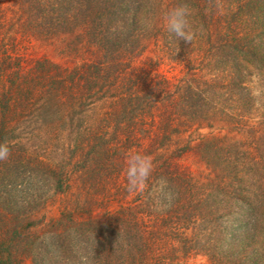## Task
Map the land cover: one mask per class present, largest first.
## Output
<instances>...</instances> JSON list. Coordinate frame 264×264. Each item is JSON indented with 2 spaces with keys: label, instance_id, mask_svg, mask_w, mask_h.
<instances>
[{
  "label": "trees",
  "instance_id": "trees-1",
  "mask_svg": "<svg viewBox=\"0 0 264 264\" xmlns=\"http://www.w3.org/2000/svg\"><path fill=\"white\" fill-rule=\"evenodd\" d=\"M182 3L192 44L164 26ZM256 75L264 0H0V240L60 201L55 264H264ZM136 152L154 169L129 192Z\"/></svg>",
  "mask_w": 264,
  "mask_h": 264
},
{
  "label": "rangeland",
  "instance_id": "rangeland-1",
  "mask_svg": "<svg viewBox=\"0 0 264 264\" xmlns=\"http://www.w3.org/2000/svg\"><path fill=\"white\" fill-rule=\"evenodd\" d=\"M33 44L35 46L33 50H35L36 54L44 55L48 53L55 56L51 49L42 46L41 43L36 42ZM161 70L166 71L169 75L179 73V69L169 71L166 65H163ZM254 77L253 86L264 88V84L262 83L264 79L257 75ZM261 132H264V126L260 127V133ZM252 133L256 134V132ZM72 140L73 138H68L67 141L71 142ZM59 149L62 148L56 146L52 151H58ZM61 152H63V150L60 151V153ZM60 153H58V155ZM59 207H61L60 201L56 204L50 203L47 207L39 209L32 214V218L29 219L31 220L29 221L30 223H27L33 225L32 232H35V236L27 232L29 229H23L21 238H16V235L10 233L9 230H5V232L8 233H5L3 235V240H0V251L1 254L3 253L5 262H0V264H55L52 263L55 262L54 251L51 248L53 243L45 237V235H48V233L45 232L47 224H49L52 219H56L61 215L62 211ZM29 235L31 237H28ZM193 262L198 264L206 263L207 257L199 255L193 259Z\"/></svg>",
  "mask_w": 264,
  "mask_h": 264
},
{
  "label": "clouds",
  "instance_id": "clouds-1",
  "mask_svg": "<svg viewBox=\"0 0 264 264\" xmlns=\"http://www.w3.org/2000/svg\"><path fill=\"white\" fill-rule=\"evenodd\" d=\"M192 8L188 3H182L171 8L164 17V26L170 34H173L180 41L186 44H192L196 30L193 27ZM255 80V77L253 78ZM252 95L260 99H264V88L254 86ZM10 155V149L7 143L0 144V160L7 159ZM126 178L127 190L129 192L136 191L142 184L146 183L154 169L152 158L145 153H131L126 157Z\"/></svg>",
  "mask_w": 264,
  "mask_h": 264
}]
</instances>
